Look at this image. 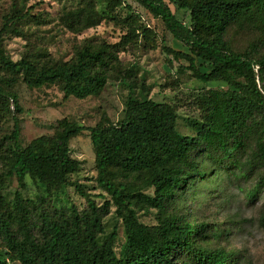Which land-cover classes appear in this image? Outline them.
<instances>
[{
    "label": "trees",
    "instance_id": "trees-1",
    "mask_svg": "<svg viewBox=\"0 0 264 264\" xmlns=\"http://www.w3.org/2000/svg\"><path fill=\"white\" fill-rule=\"evenodd\" d=\"M159 19L172 38L186 52L164 48L173 60L184 61L191 78L203 86L202 116L191 122L196 136L176 131L177 114L166 103L148 97V89L129 70H122L118 53L122 42L109 45L90 43L77 49L67 62H54L40 51H27L19 61H11L4 49V36H20L16 26L25 15L13 6L12 14L0 29V114L13 107L12 131L0 172V192L5 181L15 178L19 189L26 178L47 195L72 187L85 199L82 211L68 208L38 210L37 225L31 220L34 203L23 201L18 191L11 203L0 196V241L6 254L19 264H231L233 255L208 247L209 225L188 222L172 210L182 201L186 189L206 172L195 161L194 151L213 154L218 167L251 147L249 165L264 168V55L254 50L237 51L226 40L232 26L260 27L264 31V0H171L188 14L189 23L179 21L166 0H133ZM90 3V4H89ZM72 12L66 27L80 32L97 25L100 15L91 5ZM119 0H108L110 20H116ZM37 21V20H36ZM206 70L201 71L197 62ZM116 74L126 80L128 95L121 120L107 119L92 128L63 121L51 136H40L24 148L18 146L21 114L18 97L12 91L21 80L28 88L59 85L65 98L98 96ZM221 82L227 90L207 89ZM83 130L89 132L97 172L96 183L109 201L96 205L69 177L79 172L81 163L72 158L70 140ZM252 143V144H251ZM151 191V193H148ZM101 197V196H99ZM44 197L39 198L42 205ZM120 218L125 240L116 246V227L106 235L103 220L110 206ZM36 207V206H35ZM155 210V225L137 221L136 210ZM0 264L6 261L0 259Z\"/></svg>",
    "mask_w": 264,
    "mask_h": 264
},
{
    "label": "rangeland",
    "instance_id": "rangeland-1",
    "mask_svg": "<svg viewBox=\"0 0 264 264\" xmlns=\"http://www.w3.org/2000/svg\"><path fill=\"white\" fill-rule=\"evenodd\" d=\"M91 5L101 16L97 25L80 32L66 27L65 20L79 9H84L89 0H0V29L5 19L12 14L13 6L22 8L24 20L16 28L20 36L7 33L4 36V49L11 61H19L29 51H40L54 62H67L77 49L87 43L109 45L122 42L125 47L118 53L122 70H129L137 81L148 89V97L156 103L171 105L177 114L176 131L184 137H195L191 122L199 121L203 112L201 98L205 94L203 86L191 78L184 61L173 60L165 52V47L186 52V49L165 29L162 22L149 14L133 0H119L115 10L116 20H110L107 11L108 0H91ZM90 4V3H89ZM166 4L176 18L189 23L187 13L178 10L171 0ZM37 20V21H36ZM226 40L237 51L254 50L264 55V31L260 27H230ZM201 62L198 61L199 65ZM201 71L206 70L199 65ZM126 80L116 74L108 80L104 90L94 97L77 99L65 98L59 85L28 88L21 80L12 87L17 95L21 114H18L20 136L18 146L24 148L40 136H51L59 129L60 123L75 122L84 128H92L103 119L111 123L121 120L128 95ZM207 89L227 90L221 82L209 83ZM10 112L0 114V172L4 170L6 155L4 147L12 131L13 107ZM15 115V114H14ZM252 144V143H251ZM72 158L81 163L77 174L69 181L77 183L82 190L92 196L100 206L109 197L96 183L97 172L89 132L72 138L69 143ZM251 147L224 162L225 168L200 148L194 151L199 168L206 177L196 179L186 189L182 201L173 205L172 210L185 215L188 222L209 225L207 245L211 249H224L233 255L231 264H264V168L257 164L249 165ZM0 192L6 203H11L16 191L23 201L34 203L30 208L31 220L37 225L36 216L42 209L75 207L82 211L86 208L85 199L72 187L47 195L29 178L19 189L15 178L5 181ZM151 193V191H148ZM101 196V197H99ZM44 197L42 205L39 198ZM137 221L145 225H155V210H136ZM105 234L116 227L118 236L116 246L124 240V229L115 207L110 206V214L103 220ZM0 259L6 264H19L14 257L6 254L0 241Z\"/></svg>",
    "mask_w": 264,
    "mask_h": 264
}]
</instances>
